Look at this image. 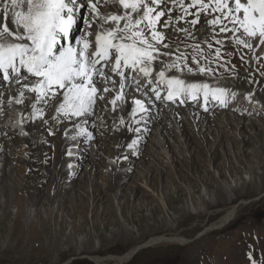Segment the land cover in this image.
<instances>
[{
	"label": "rangeland",
	"instance_id": "374dc122",
	"mask_svg": "<svg viewBox=\"0 0 264 264\" xmlns=\"http://www.w3.org/2000/svg\"><path fill=\"white\" fill-rule=\"evenodd\" d=\"M190 10L193 13L196 11L192 8ZM214 15L218 14H212L195 27L188 23L195 18V15H191L186 20H177L173 28L190 29L194 38H199L197 32H204L201 25L207 19H213ZM122 24L123 21L121 26ZM157 31H161V28ZM164 32L168 30L165 29ZM229 35L211 33L207 38L208 42L200 44V49H208L207 44L212 40H221L223 43L219 46H225L227 50L220 51L219 59L239 75L244 73V69H252L251 77L257 79V84L262 88L259 94L247 92L244 88H236L231 84L214 85L204 79L191 80L193 83L209 82L211 87H230L231 93H235L231 97L239 100L238 102H245L247 106L250 99H246V96L251 95V99L256 100L253 103L259 107L252 111L251 106L247 111V107L236 103L237 100L228 104L235 105L239 112H245V125H250L251 122L255 124L246 133L243 132L245 134H241L238 129L230 131L231 136L226 138L224 147L215 149L220 154L217 160L211 157L214 148L206 147V143L211 144V147L216 145L213 135H220V132L215 126V132L208 135V141L205 142L200 138L195 124L190 123L194 135L202 141L205 149L200 148V145L195 150L189 147L190 141L184 132L183 124L187 122L185 119L184 123L171 122L168 119L176 133V137L168 136L171 146L175 148V154L166 146L159 126L153 128L145 142L149 147L148 151L143 147L144 143H136L132 148H121L113 138V127L109 126L114 119L111 111L108 107L102 109L95 105L94 109L101 110L99 115L104 114L111 120L105 127L108 134L95 127V132L105 137L104 140L98 139V142H104L106 148L98 149L96 139L77 135L78 138L81 137L79 141L82 140L85 144L81 146L78 143L74 149H68L73 154V163L71 168L70 163L68 165V172L62 181V192H55L54 184L49 182L55 172L54 168H50L52 170L49 177L39 187L40 199L31 201L34 196L33 189L26 185L29 171L27 163L30 161L27 152L29 133L25 130L27 134L21 136L6 125L9 121L2 117L7 114L6 102L10 99L4 100L1 96L0 113L4 114L0 116V135L3 131L12 132L5 133L13 135L17 139L14 142L19 146H15L10 139H7L8 147L0 142V264H264V54L260 57L255 48L249 55L244 54V51H240L227 38ZM188 41L193 46L198 43ZM164 43L169 44L166 40ZM215 51L208 49L207 52L215 56ZM160 52L167 50L162 47ZM192 52L193 48L176 49V54L183 53L188 62L192 59ZM161 59L160 56L157 60ZM254 60L257 61V66L254 65ZM210 62L215 69L222 63H217L216 58ZM168 73L170 72H166ZM26 76L28 74L23 77ZM30 78L36 79H28ZM151 79H156V76L147 78ZM18 84L19 82L15 83L14 89L18 88ZM148 85L143 86L149 89L151 85ZM5 86L0 85V89ZM108 87L112 86L108 84ZM133 89L137 91L136 87ZM148 93L151 96V91ZM138 99L143 103L148 102L149 97L141 94ZM13 105L15 106L14 99ZM19 108L23 114V109ZM150 109L151 106L149 111ZM162 109L166 111L165 115L170 116L167 106ZM119 110L123 111L124 106ZM149 111L136 113L139 116V130L147 124ZM87 118L80 119L78 124L85 128L93 124L90 118L98 119L95 115ZM226 125V121L222 120L220 126ZM37 131L42 139L46 138L41 127ZM86 132L91 133L89 129ZM140 133L138 131L133 136L135 141L141 137ZM57 139L65 137L59 134ZM133 139L130 138L129 141L132 142ZM120 151L134 153L136 159L132 162L124 159L117 166L115 155ZM52 154L53 151H48L43 156L51 162L54 160ZM56 154L59 155L57 152ZM96 154L99 157L94 158ZM126 154L121 153V157ZM143 154L148 156L146 160L142 158ZM95 159L101 162L97 168L99 173L91 167V160ZM139 161L143 165L138 169L135 165ZM146 161L155 165L156 172H152V177L149 175L147 179L139 181L137 190L132 179L137 180L136 171L146 167ZM4 169L7 172L6 178ZM114 172L121 173L119 183L122 188L123 184H129L126 189L121 186L109 189ZM156 173L157 176L152 180ZM149 179L152 185L148 184ZM130 187L133 190H129ZM235 206L233 216L223 218ZM220 221L221 226L218 227L217 223ZM157 236L191 241L178 243L168 240L147 244ZM137 246L141 247L128 260L116 263L107 259L109 256H121L131 252Z\"/></svg>",
	"mask_w": 264,
	"mask_h": 264
},
{
	"label": "snow or ice",
	"instance_id": "6c2138e0",
	"mask_svg": "<svg viewBox=\"0 0 264 264\" xmlns=\"http://www.w3.org/2000/svg\"><path fill=\"white\" fill-rule=\"evenodd\" d=\"M103 2L107 3V0ZM118 3L124 13L103 17L104 23L111 22L116 26L95 34V51L89 55L90 42L85 37L76 41L81 45L79 48L71 45L57 48V45L62 39L69 38L70 30L76 23L75 14L80 7L86 6L90 10L91 19L85 20L89 29L95 20L101 18V0H87L86 5L84 0H0L3 5L0 9V20L4 21L0 24V72L3 73V80H9L10 76L17 78L21 70H24L28 76L23 79L35 77L36 80L23 87L34 93L37 101L44 103L48 100L55 101L60 90H63V101L59 103L56 112L65 120L93 115V106L97 100H104V94H110L118 83L119 91L109 101L115 111L117 101L126 102V88L135 83L136 90H141L142 82L135 79L136 73L147 79L152 75L153 65L160 56L171 57V52H160L157 47L165 39L164 35L156 30L157 23L162 17L168 16L163 22V27L167 28L172 19V8L167 6V0H118ZM172 4H178L183 12L177 20L195 15L194 19L188 21L192 27L199 23L201 15L216 13L218 15L207 19L206 24L219 26V33H232L233 36L241 33L232 41L235 45H243L250 50L257 46V41L259 45H264V0H191L187 7L184 6L183 0H172ZM189 8H195V13H189ZM12 26H15V30ZM177 31L183 32L186 38H194L190 29ZM222 43L221 40H216V44ZM162 47L169 49L170 45L163 43ZM208 47L212 49L211 42ZM193 53L192 63L195 68L189 66L183 53H178L175 60L170 58L166 64L161 61V70L156 72L157 86L150 87L146 92L151 91L157 101L178 100L181 104L202 97L205 111L208 110L206 105L210 101L218 102L221 107L227 106V97H234L235 93H229L223 87H210L208 83H189L175 74L166 77V72L170 70L189 75H214L215 70L209 66L210 62L200 64V60H206L207 57L200 51L199 43L193 46ZM220 55V49L217 48V63ZM241 59L243 60V57ZM102 61L111 63V72L119 77L118 82L112 80L111 75H107L102 68L97 67ZM129 71L134 75L129 76ZM96 77L101 78L99 85ZM109 82L112 87H108ZM148 83L151 85L152 81L149 80ZM159 85L166 86V94L163 96ZM23 95L21 91L20 98L15 99L16 104L22 103ZM246 99H251V95L246 96ZM11 102L10 100L9 103ZM133 103L135 107L132 108V115L148 112V108L140 99H134ZM32 107L33 118L37 111L43 114L35 105ZM52 119L57 120L58 117L54 116ZM120 123L123 125L124 121L121 119ZM77 127V135L92 138L91 133L86 132L83 127ZM129 131L138 132L139 129L129 128ZM135 144L136 141L133 140L128 147L132 148ZM71 154L69 151L68 155Z\"/></svg>",
	"mask_w": 264,
	"mask_h": 264
},
{
	"label": "bare ground",
	"instance_id": "6f19581e",
	"mask_svg": "<svg viewBox=\"0 0 264 264\" xmlns=\"http://www.w3.org/2000/svg\"><path fill=\"white\" fill-rule=\"evenodd\" d=\"M183 2H184V6L187 7L191 3V0H183ZM167 6L172 8L171 14L175 13L176 15L171 16L172 19L170 21L169 27H167V28L163 27V22H164V20L168 19V16L162 17L160 22L157 23V25H156V30L158 28H161V31H159V32H161L164 35V37H165L164 41L165 40L168 41L170 48L166 49V50H167V52H171V57H170L171 60L176 59V56H177L176 49L184 50V49H188V48H193V44L188 40L196 41L199 44L204 43V42L207 43L208 42L207 38L210 36L211 33H214L215 35L220 34V36H226L227 34H230L227 38L229 40H231V42H232L235 39V37L238 36L237 33L235 34V36H233L232 33H219V26H215V27L209 26L206 24V22H204L201 25L202 31H204V32L203 33H200V31L197 32L199 38H186L185 34L183 32L174 30V28H173L175 22L177 21L176 18L178 16L183 15L182 10L179 8L178 4L173 5L172 0H167ZM2 7H3V5L0 4V9H2ZM161 7H163V5H161ZM192 9L195 10V8H192ZM188 11H189V13H193L190 10V8L188 9ZM212 14H214V13L209 12L206 15H201L200 21L198 24L202 23V21L205 18L211 17ZM190 16L191 15L185 16V18L183 20H186ZM183 20H181V21H183ZM3 22L4 21L0 20V24H2ZM146 23L147 22L145 21V24ZM12 27L15 30V26H12ZM229 27H231L230 24H229ZM165 29H167L168 32H164ZM164 41H162V44L164 43ZM210 42L213 45L212 49L216 50L217 48H219L220 51L227 50L225 48V46H219L218 44H216L215 40H212ZM162 44L158 45L157 47L159 49H162ZM256 45L257 46H254L251 50L248 48H245L243 45H239V46L236 45V46L240 51H244L245 52L244 54H248V55L255 48L256 54L260 55V57H261L264 54V49H262V45H259V43H256ZM207 47H208V44H207ZM208 49H209V47H208ZM208 49H203V50L200 49V51L204 54V56L207 57L206 60L205 59L200 60L201 65L209 63L211 59L215 58V56L213 54H210L207 52ZM192 54L194 55L193 52H192ZM161 57H162L161 60H157L154 63V65H153L154 69H161V61H163V63H165V64L169 62V59H170L169 56H161ZM219 61L222 62L221 65H223V66H218L217 69L212 67L213 64L211 62L209 63V66L215 70V73L212 76L189 75L187 73L181 74L179 72H174L173 70H170L169 72L174 73V74L179 75V76H182L187 82H191V80H193V79H204V80L210 81L214 85L215 84H231V85L236 86V88H238V87L244 88V90L247 92L259 93V94L261 93V88H262L261 85L257 84V79H254L251 77L253 75L252 69H244V73L242 75H239V74H236L235 72L231 71L229 69V67L223 62L222 59L221 60L219 59ZM254 61H255V64L254 63L253 64L255 66H257V61L256 60H254ZM189 66H192L193 68H195V64L192 63V59L189 61ZM34 82H35L34 78L33 79L30 78L28 80L21 79V80H19V84H18L17 89H14L11 91L6 90V88L0 89V97L2 96L4 98V100L14 99V103H15V99L20 98V96H19L20 92L23 91V93H24V95L22 97V103H20V104L15 103V106H19L23 109V121H24L25 129L29 133V136L27 139L28 144H29L28 148H27V152L29 153L30 161L27 163V165L29 166V171H28V174L26 177L28 179V180H26V185L33 189L34 196L32 197L31 201H38L40 199V196H41L40 195L41 192H40L39 187L44 183V179L46 177H49L50 171L52 170L50 168H54L53 170L55 172L52 174L53 177L50 179L51 181H49V182L54 184L55 192H58V193L62 192V181L64 179L66 172H68V165L72 160V155H70V156L68 155V149L72 148V146L74 147L76 145L75 144V138H78L77 137V131L79 130L77 126L83 127V125L78 124L80 117H73L71 120H65L62 118V116H60L56 112V108L59 106V103L63 101V90H60V92L58 94V98L55 99V101L48 100L47 103H44L43 101H37L35 94L29 92L27 90V88L23 87V85H25V84L31 85ZM97 83H98V80H97ZM191 83H193V82H191ZM146 84H149V83L148 82H146V83L142 82V87H141L140 92L141 93L144 92V93H147L149 95L148 91L146 92L147 89L143 86ZM152 85L157 86L155 81H152L151 86ZM158 87H159V90L161 91V94L163 96L164 95L163 89L166 90L165 85H159ZM126 92H127V94L132 93V96H136V97L139 96V93L134 92L133 89H131V87L126 88ZM102 101L104 102V100H102ZM238 101L239 100H237L236 103H238L239 106L242 105L244 107H247L246 108L247 111L251 108V107H249V102H248V106H247V104L245 102H243V101L238 102ZM158 102L165 103V101H162V100L157 101L155 99H152V103L150 105L151 106L150 111H149L150 106L148 107V111H149L148 119L149 120L144 127L140 128L139 132H141L140 133L141 137L138 140H136V143H139V144L144 143L143 147L145 146L147 148V151L149 150V147L147 145H145L146 144L145 142L148 140V136H150L152 134L153 128L154 127L157 128L159 126L160 127V134L162 135L163 139L165 140L166 146L169 147V149L171 148L170 152L175 154V151H174L175 148H173L171 146L169 139H168L169 135L176 137V133H175L174 129L172 128V126H170V124H171V122H176V123L182 122V123H184L185 122L184 119H185V120H187V122L185 124H183L184 125V132L187 133L188 140L190 141L188 143L189 147L194 149V150H195V148H198L200 146H201L200 148L205 149V145H203L202 141L194 135L192 128H191V125H190L191 122H193L195 124V126L198 128L199 136L205 142L208 141L207 140L208 135H212L213 132H215L213 126H215L219 130L220 135H217L216 133H215V136L213 135L216 145L214 147H211V144L206 143V147H208L210 149L214 148V151L211 154V157L213 160H217L219 158L220 154L218 152H215L216 151L215 149L217 147H224V145L226 144V142H225L226 138L231 136V134H229L230 131L238 129L239 132H241V134H245L246 131L248 129H251V127L254 126V124H255L254 122H251L250 125H245V123H244V113L245 112H239L237 110V107H235V105L228 106V104H227V106L221 107L218 102L213 101V105L210 108H207L208 110L205 111L204 107H200L198 104L191 105V104H194V102L189 104L191 106L185 107V108H188V110H184L185 108L179 107L175 103H170L169 107L167 106V113L170 114V116H172V118H170L169 115H165L166 111L164 109H162L163 106L161 104H159ZM33 105H35V108L37 110H42L43 114L41 115L40 111H37L35 118H33V107H32ZM95 105L101 107L102 109H104V107H108L109 109H112L111 107H109V104L102 103L100 100H97V103ZM257 105H255L253 103L252 108L258 109L259 107ZM3 106H6V105H3ZM94 106H93V111H94L93 115L97 116L98 119L96 120V118H95V120L93 121V124L87 125L84 129L85 130L89 129V131H91V135H92L91 140L96 139V143H98V145H97L98 149L103 150L104 148H106V146L104 145L105 143L102 141L98 142V139L104 140L105 137L98 134V132L96 133L95 127H99L101 129L105 130V127H107V125L111 122V120H108V118L104 114L99 115L98 111H96V109H94ZM132 108H133V102L126 100L123 111H121L119 109H115V111L112 110V112H111L114 119L112 120V123L109 126L113 127V129H114L113 138L115 140V143L118 144L121 148H125L126 146L131 144L132 142H130L129 140H130L132 134H134V133H135L134 135L137 134V131H129V128H132V129L138 128L139 116L138 115H132ZM3 114H4V112L0 113V116ZM93 115L88 116V117L90 118ZM54 116L58 117V119L57 120L52 119V117H54ZM222 118H225V119H222ZM121 119L124 121L123 125H121V123H120ZM168 119H170L171 122H169ZM222 120L226 121V123H227L226 126H220ZM217 123H219V125H217ZM38 127H41L43 129V131L45 132V134H46L45 139H42L40 137V135L38 134V131H37ZM202 128H203V130H202ZM50 132L52 133L51 135L49 134ZM104 132H106L108 134L107 129ZM243 132H245V133H243ZM59 134H61L62 137H65V139H57V136ZM7 139L12 140L13 142L17 140L14 138L13 135H8L5 132L0 135V142L3 144L5 143V145L8 147ZM79 142L82 146L85 144L84 142H82V140H80ZM231 142L233 143V141H231ZM13 144L15 146H19V144L16 145L15 142ZM212 145H214V144H212ZM55 146L58 147L59 150L56 149ZM102 147H104V148H102ZM0 151H2V150H0ZM48 151H53V154H52L53 157L52 158H54V160L51 162L47 161L48 159L45 156H43L44 154H47ZM108 151H109V149L107 150V152ZM42 152H43V154H42ZM56 152L59 153V155H57ZM121 153L122 152L120 151V153L115 155V157L117 159V166L122 164V162H123V160L121 159ZM40 154H42V155H40ZM135 155L136 154H134V153L128 154L127 160L132 162V160L136 159ZM145 155L143 154V156H142V158L144 160H146V158L148 157ZM95 157H99V155L96 154L94 156V158ZM153 158L156 159L155 155H153ZM91 161H92V164H91V162H90V164L94 170L97 169L101 165V162L99 160L95 159V160H91ZM150 161H151V159H150ZM150 161H146V163H148V164H146V167L141 169V171H136V172H138L136 174L137 180L135 181L134 179H132V182L135 183L134 187L136 189L139 187V185H138L139 181H141L142 179H147L149 175H151V177H152V175H153L152 172L156 170L155 165L152 164ZM142 165H143V162L139 161L135 165V167L139 169ZM3 172H4V178H6L7 172L5 171V169L3 170ZM76 172H78V170ZM96 172L99 173L98 169L96 170ZM74 176L76 177L77 174H74ZM156 176H157V173L154 175V178H152V180L155 179ZM120 178H121V173L114 172L113 176L111 178V181L109 183V189L112 188L111 190H113L117 186H121V188H122V185H120V183H119ZM150 179H149L148 184L152 185V181ZM4 183H5V180H3V185H4ZM128 185H129L128 183L125 185L123 184L122 189H126L128 187ZM132 188L133 187H130L129 190H133ZM28 193H29V191H28ZM223 216H224L223 218L226 217V219H227L228 216H232V211L231 210L228 211ZM223 218H222V220H223ZM221 222L222 221L217 223L218 227L221 226ZM168 240H170V241L174 240L173 242H178V243H182L184 241H187L186 239H183L181 241V238L180 239H176V238L171 239V238L166 237L165 239H163L162 236H160V237L157 236V237H153L152 239H150V242L147 244L152 245L158 241L159 242H166ZM129 253H131V252H127L121 256H109L107 259H111L116 263L117 262L118 263L123 262L125 260H128ZM101 261H103V260H101Z\"/></svg>",
	"mask_w": 264,
	"mask_h": 264
},
{
	"label": "water",
	"instance_id": "95a60500",
	"mask_svg": "<svg viewBox=\"0 0 264 264\" xmlns=\"http://www.w3.org/2000/svg\"><path fill=\"white\" fill-rule=\"evenodd\" d=\"M236 208V206L232 209V216H233V214H234V212H235V209ZM187 241H191V240H187ZM159 242V241H158ZM141 246H137L133 251H131V253L129 254V256H132L134 253H136V251L140 248Z\"/></svg>",
	"mask_w": 264,
	"mask_h": 264
}]
</instances>
